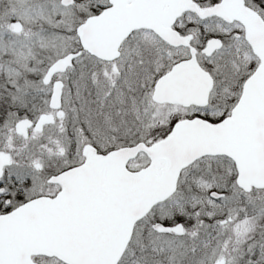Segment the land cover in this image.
<instances>
[{
	"label": "snow or ice",
	"instance_id": "snow-or-ice-1",
	"mask_svg": "<svg viewBox=\"0 0 264 264\" xmlns=\"http://www.w3.org/2000/svg\"><path fill=\"white\" fill-rule=\"evenodd\" d=\"M0 264H264V0H0Z\"/></svg>",
	"mask_w": 264,
	"mask_h": 264
}]
</instances>
